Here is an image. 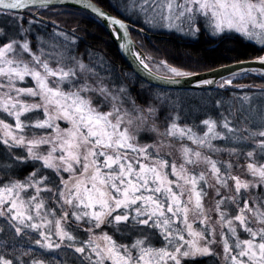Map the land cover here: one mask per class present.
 <instances>
[{
	"label": "snow or ice",
	"instance_id": "snow-or-ice-1",
	"mask_svg": "<svg viewBox=\"0 0 264 264\" xmlns=\"http://www.w3.org/2000/svg\"><path fill=\"white\" fill-rule=\"evenodd\" d=\"M0 264H264V0H0Z\"/></svg>",
	"mask_w": 264,
	"mask_h": 264
},
{
	"label": "trees",
	"instance_id": "trees-1",
	"mask_svg": "<svg viewBox=\"0 0 264 264\" xmlns=\"http://www.w3.org/2000/svg\"><path fill=\"white\" fill-rule=\"evenodd\" d=\"M107 3L108 0H104V6H107ZM93 20L94 17H90L88 14H85L81 19V27L84 29V31L81 32V36L83 37V40L80 44L81 51H83L86 46H91L94 49H103L107 52L109 57L116 61L117 65H122L126 71L132 72L115 48L114 43L105 30L103 24L98 26L93 22ZM70 26L71 25H69V27ZM132 38L137 44L139 43V38H137L135 33H133ZM145 42L147 44V47L144 49L146 54L155 56L157 59H159L161 56L155 51V49L159 48L161 52L167 49V53L171 54L170 59H172L174 63L178 64L187 62L189 55H191L193 59H195L197 55H207L210 61L216 58L218 55V53L206 52L208 46L203 42V38L200 40H193L182 37L180 34L168 31L156 33L149 32L148 36L145 38ZM240 51L245 54L241 57V59H245L256 54V51L252 45H248L247 47L240 46ZM232 55H235V53H232ZM220 62L225 64L231 61L225 59L221 60ZM210 66L215 67L218 66V64L210 63ZM237 82L247 83L248 80H238Z\"/></svg>",
	"mask_w": 264,
	"mask_h": 264
},
{
	"label": "water",
	"instance_id": "water-1",
	"mask_svg": "<svg viewBox=\"0 0 264 264\" xmlns=\"http://www.w3.org/2000/svg\"><path fill=\"white\" fill-rule=\"evenodd\" d=\"M61 2H62V0H53V3H56V4H59V3H61ZM93 2H95V1L93 0ZM104 28H105V30L107 31L108 35L110 36V33H109L108 28H106V27H104ZM111 40H112V39H111ZM133 40H134V39H133ZM112 41H113V43H114L115 48L117 49V51L119 52V54L121 55V57L123 58V60L125 61L126 65L129 67V63L132 64V67H129V69H130L131 71H133V69L135 68V63L133 62L132 57H131V56H127V57H125V54L122 52V50H118L115 41H114V40H112ZM229 63H231V62H229ZM229 63H225V64H229ZM218 67H219V65H218V66H215V67H212V68H218ZM220 75H227V73H224L223 70H221V71H220ZM217 78H219V76H218ZM144 82L147 83V80H145ZM153 83H154V84H157V85H160V86L164 87L165 89H167V87H168V86H167V83H166L165 81H153ZM185 87L188 88V89H191V88H193L194 86L189 84V85H185Z\"/></svg>",
	"mask_w": 264,
	"mask_h": 264
},
{
	"label": "rangeland",
	"instance_id": "rangeland-1",
	"mask_svg": "<svg viewBox=\"0 0 264 264\" xmlns=\"http://www.w3.org/2000/svg\"><path fill=\"white\" fill-rule=\"evenodd\" d=\"M163 31H167V30H160V31H156V32H163ZM156 32H151V33H156Z\"/></svg>",
	"mask_w": 264,
	"mask_h": 264
}]
</instances>
